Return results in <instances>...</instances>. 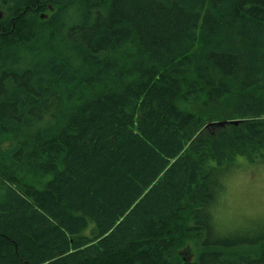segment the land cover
<instances>
[{"label": "trees", "instance_id": "trees-1", "mask_svg": "<svg viewBox=\"0 0 264 264\" xmlns=\"http://www.w3.org/2000/svg\"><path fill=\"white\" fill-rule=\"evenodd\" d=\"M263 162L264 0H0V264H264Z\"/></svg>", "mask_w": 264, "mask_h": 264}, {"label": "rangeland", "instance_id": "rangeland-1", "mask_svg": "<svg viewBox=\"0 0 264 264\" xmlns=\"http://www.w3.org/2000/svg\"><path fill=\"white\" fill-rule=\"evenodd\" d=\"M243 170L226 183L221 222L233 237L250 240L264 235V162ZM24 182L38 188L44 183L38 177Z\"/></svg>", "mask_w": 264, "mask_h": 264}]
</instances>
